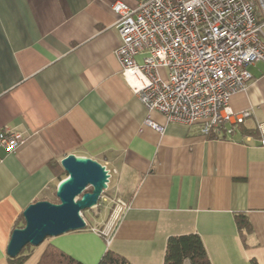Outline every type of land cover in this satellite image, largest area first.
<instances>
[{
    "label": "crops",
    "instance_id": "0c3cea01",
    "mask_svg": "<svg viewBox=\"0 0 264 264\" xmlns=\"http://www.w3.org/2000/svg\"><path fill=\"white\" fill-rule=\"evenodd\" d=\"M115 2L135 8L138 0H0V127L22 137L13 152L0 147V264L26 207L55 198L69 154L115 171L113 191L129 209L108 248L93 230L107 217L97 215L28 248L23 264H37L49 245L81 264H98L108 249L130 264H162L167 238L189 234L211 264H264V62L248 67L251 79L228 102L249 117L205 139L147 111L124 80ZM236 215L251 227L243 238Z\"/></svg>",
    "mask_w": 264,
    "mask_h": 264
},
{
    "label": "built area",
    "instance_id": "2783aa9c",
    "mask_svg": "<svg viewBox=\"0 0 264 264\" xmlns=\"http://www.w3.org/2000/svg\"><path fill=\"white\" fill-rule=\"evenodd\" d=\"M111 10L122 76L147 111L195 126L205 139L219 130L231 134L249 117L248 111L233 112L228 102L251 79L248 67L264 62V0H138L135 8L115 2ZM144 123L161 131L149 117ZM260 131L264 147V126ZM21 143L18 132L0 127V147L13 152ZM108 173L107 188L92 208L107 217L93 229L106 247L129 209L113 191L115 171Z\"/></svg>",
    "mask_w": 264,
    "mask_h": 264
},
{
    "label": "water",
    "instance_id": "95a60500",
    "mask_svg": "<svg viewBox=\"0 0 264 264\" xmlns=\"http://www.w3.org/2000/svg\"><path fill=\"white\" fill-rule=\"evenodd\" d=\"M66 177L55 188L56 202L41 200L23 211L24 225L16 228L7 248L9 258L29 245L37 247L45 239L86 228L81 213L91 210L107 188L108 169L99 162L73 154L60 160Z\"/></svg>",
    "mask_w": 264,
    "mask_h": 264
},
{
    "label": "trees",
    "instance_id": "16d2710c",
    "mask_svg": "<svg viewBox=\"0 0 264 264\" xmlns=\"http://www.w3.org/2000/svg\"><path fill=\"white\" fill-rule=\"evenodd\" d=\"M240 127V126H239ZM234 132V131H233ZM224 135L223 130L216 131L209 135V138H219ZM64 175V173H63ZM85 212V211H84ZM83 212V213H84ZM235 223L241 238L251 231L247 219L241 215L235 216ZM24 225V220L22 226ZM31 246H25L21 252L14 258H8V264H23L27 259V249ZM211 264L207 256L201 238L197 234L170 236L166 240L163 263L162 264ZM37 264H81L69 257L62 251L53 246H47L42 253ZM98 264H130L124 257L118 255L109 249L104 252Z\"/></svg>",
    "mask_w": 264,
    "mask_h": 264
},
{
    "label": "rangeland",
    "instance_id": "374dc122",
    "mask_svg": "<svg viewBox=\"0 0 264 264\" xmlns=\"http://www.w3.org/2000/svg\"><path fill=\"white\" fill-rule=\"evenodd\" d=\"M112 184H113V179H112ZM110 191H112V190H110ZM52 202H56V199L54 198ZM81 215L83 218H86L89 220H94L95 218H93V217L97 216V210L91 209V210L85 211L84 213L82 212ZM99 218H102V213L100 214V216L96 217V219H99Z\"/></svg>",
    "mask_w": 264,
    "mask_h": 264
},
{
    "label": "bare ground",
    "instance_id": "6f19581e",
    "mask_svg": "<svg viewBox=\"0 0 264 264\" xmlns=\"http://www.w3.org/2000/svg\"><path fill=\"white\" fill-rule=\"evenodd\" d=\"M87 226V225H86Z\"/></svg>",
    "mask_w": 264,
    "mask_h": 264
}]
</instances>
